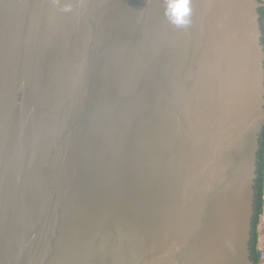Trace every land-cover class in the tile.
<instances>
[{"label": "water", "instance_id": "95a60500", "mask_svg": "<svg viewBox=\"0 0 264 264\" xmlns=\"http://www.w3.org/2000/svg\"><path fill=\"white\" fill-rule=\"evenodd\" d=\"M164 9L0 0V264L260 263L264 2Z\"/></svg>", "mask_w": 264, "mask_h": 264}, {"label": "clouds", "instance_id": "9594fccd", "mask_svg": "<svg viewBox=\"0 0 264 264\" xmlns=\"http://www.w3.org/2000/svg\"><path fill=\"white\" fill-rule=\"evenodd\" d=\"M193 3L194 0H164V15L168 23L177 29L189 28L193 23ZM72 10L71 4H65L62 8L64 12H71ZM262 202H264V185L261 188L260 206ZM261 219L264 220V217ZM257 232H259L258 226ZM257 239L260 241L259 236Z\"/></svg>", "mask_w": 264, "mask_h": 264}, {"label": "trees", "instance_id": "16d2710c", "mask_svg": "<svg viewBox=\"0 0 264 264\" xmlns=\"http://www.w3.org/2000/svg\"><path fill=\"white\" fill-rule=\"evenodd\" d=\"M264 2V0H260ZM262 14V25H263V32H264V9L261 10ZM264 41V37H263ZM259 165H258V180L256 183V200H255V210H256V215H255V230L253 233V239L251 243V249H252V254H253V259L254 261H258L261 256V251L258 249V232H257V225L259 224L260 217L264 212V202L261 203L260 206V197H261V188L262 185H264V132L262 135L261 139V150L259 152Z\"/></svg>", "mask_w": 264, "mask_h": 264}, {"label": "crops", "instance_id": "0c3cea01", "mask_svg": "<svg viewBox=\"0 0 264 264\" xmlns=\"http://www.w3.org/2000/svg\"><path fill=\"white\" fill-rule=\"evenodd\" d=\"M264 217V212L260 217L259 224L257 225L259 227L258 236L260 237V241L258 240V249L260 251L264 250V220L261 218Z\"/></svg>", "mask_w": 264, "mask_h": 264}, {"label": "built area", "instance_id": "2783aa9c", "mask_svg": "<svg viewBox=\"0 0 264 264\" xmlns=\"http://www.w3.org/2000/svg\"><path fill=\"white\" fill-rule=\"evenodd\" d=\"M260 263L259 264H264V250L261 251V256H260Z\"/></svg>", "mask_w": 264, "mask_h": 264}]
</instances>
